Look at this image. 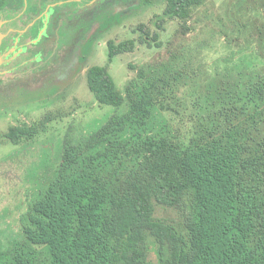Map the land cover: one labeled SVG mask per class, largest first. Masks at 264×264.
<instances>
[{
	"label": "trees",
	"instance_id": "obj_1",
	"mask_svg": "<svg viewBox=\"0 0 264 264\" xmlns=\"http://www.w3.org/2000/svg\"><path fill=\"white\" fill-rule=\"evenodd\" d=\"M207 1L164 0L154 24L176 19L185 36ZM261 9L231 14L228 46L238 55L210 74L194 56L158 59L136 67L120 91L109 64L137 41L161 46L159 31L140 23L137 40L109 39L107 63L85 77L95 100L115 110L76 138L66 131L54 154L41 146L25 171L32 199L18 238L0 243V264H264ZM64 116L17 121L2 138L25 144Z\"/></svg>",
	"mask_w": 264,
	"mask_h": 264
},
{
	"label": "rangeland",
	"instance_id": "obj_2",
	"mask_svg": "<svg viewBox=\"0 0 264 264\" xmlns=\"http://www.w3.org/2000/svg\"><path fill=\"white\" fill-rule=\"evenodd\" d=\"M263 1L208 0L196 12L195 29L183 36L179 32L176 19L166 18L162 23L163 29L158 30L154 20L156 15L162 14L164 0H149V3L138 6L134 11L120 10L115 14L112 12L101 20L102 23L99 22V31L91 29L92 41L84 46L85 60L82 63L67 67L53 66L48 70L47 67L42 66H27L20 67L19 71L10 73L9 76L0 74V243L2 247H6L8 241H15L19 236L17 233L20 216L27 207L26 203L32 199V196L26 193L29 184L25 171L33 166L31 162L38 161L39 155L42 154L41 146L48 145L50 150L48 152L54 154L57 140L63 137L66 131H69L72 138H76L86 133L95 122L104 121L106 116L115 110V107L99 104L95 100L87 87L85 77V71L89 66L107 63L106 42L109 39L137 40L139 32L135 28L140 23L147 25L151 32L159 31L158 40L161 46L148 47L145 43L137 41L133 51L115 56L109 64V72L120 91H123L126 83L135 76L136 67L158 59L163 61L171 59L173 62L181 63L185 55H188L185 57L186 61L194 56L195 59L192 60L195 65H203L205 73L210 74L215 68L223 70L225 57H231L236 53L238 55V47L235 44L228 46L231 14H238L239 9L243 15L256 9L252 12L256 14L260 12L259 8L261 9ZM251 22L253 23V20ZM249 29L247 27L246 31ZM172 53L184 55L181 58L171 57ZM65 73L68 74L67 77L62 76ZM49 110L64 113L65 116L51 122L47 133L27 141L31 145L27 143L15 145L2 138L11 124L17 121H32ZM49 158L53 161V156ZM157 213L164 215L166 211L158 208Z\"/></svg>",
	"mask_w": 264,
	"mask_h": 264
},
{
	"label": "flooded vegetation",
	"instance_id": "obj_3",
	"mask_svg": "<svg viewBox=\"0 0 264 264\" xmlns=\"http://www.w3.org/2000/svg\"><path fill=\"white\" fill-rule=\"evenodd\" d=\"M140 5L142 0H0V74L19 66L82 63L91 29L112 12Z\"/></svg>",
	"mask_w": 264,
	"mask_h": 264
}]
</instances>
